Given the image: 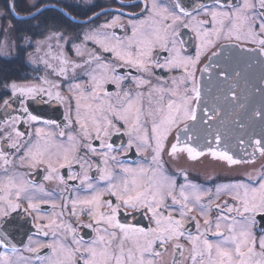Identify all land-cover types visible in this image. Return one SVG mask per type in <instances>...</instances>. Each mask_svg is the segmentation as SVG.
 <instances>
[{
    "label": "snow or ice",
    "instance_id": "obj_1",
    "mask_svg": "<svg viewBox=\"0 0 264 264\" xmlns=\"http://www.w3.org/2000/svg\"><path fill=\"white\" fill-rule=\"evenodd\" d=\"M32 7L36 9L32 15L40 12L37 4ZM122 7L139 11L116 10L117 15L75 37L53 24L43 40L35 42L29 59L44 65L53 79H39L49 87L14 81L5 85L11 96L0 105L4 110L0 121V264H162L169 250L170 264H264V163L211 189L189 182L187 173H183L185 183L178 184L163 161L165 152L173 157L186 153L192 159L210 154L228 165L254 164L257 157L264 160V135L253 139L244 132L246 141L225 129L222 121L213 129L222 110L218 102L239 101L235 82L241 72H228L220 63L199 67L212 49L209 61L223 58L227 51L231 53L227 59L243 55L264 67L260 59L264 57V0H134ZM8 11H15L14 0ZM106 11L93 12L88 23ZM124 17H128L126 23ZM182 30L189 31L187 40ZM10 31L11 25L0 28L6 36ZM30 39L24 37L26 43ZM10 47L6 39L0 52ZM44 48L45 56L36 57ZM210 67L220 69L218 80L224 78L211 107L207 99L211 89L205 90L197 77V72L208 73ZM61 77L63 83L56 79ZM230 81L232 86H228ZM65 84L67 96L61 93ZM251 87L264 100V70ZM50 102L67 106L63 127L30 111L31 103ZM198 110L203 128L196 131V139H203L202 146L194 144L189 134ZM254 115L264 121V103ZM238 128L244 130L245 124L239 123ZM114 136H127V141L116 144ZM169 137L174 142L166 147ZM233 139L240 155L232 151ZM94 140L99 141L98 147ZM149 148L152 155L147 166L141 161L135 166L126 164L120 158L133 149L143 155ZM40 166L47 173L44 180L63 186L57 189L60 205L51 198L52 192L24 180L17 171ZM93 168L99 174L95 180L90 175ZM100 182H106V187H99ZM80 189L90 195L79 196ZM69 190L77 195L64 199L63 193ZM37 192L49 199L36 202ZM21 199L27 203L26 215L36 212L34 221H48L35 223L36 232L24 234L26 242L17 239L13 215ZM49 203L61 211L40 215V205ZM66 212L77 219L86 214L90 221L86 227L94 235L90 239L80 235L64 219ZM137 215L143 217V225L136 222Z\"/></svg>",
    "mask_w": 264,
    "mask_h": 264
},
{
    "label": "flooded vegetation",
    "instance_id": "obj_2",
    "mask_svg": "<svg viewBox=\"0 0 264 264\" xmlns=\"http://www.w3.org/2000/svg\"><path fill=\"white\" fill-rule=\"evenodd\" d=\"M169 2H171V0H169ZM14 3V12L6 10L3 5V7H0V28L8 29V26L11 25V31L8 32L7 36L3 32H0V44H3L6 39L11 44L10 48H5L3 52H0V105L3 104L4 99L10 98L11 93L10 91L6 92L5 85L13 81L22 85H35L37 87L45 88L49 87V85L45 84L39 79V77H45L50 80L53 78L48 76V72L45 70L42 63H32L29 59V53L34 52L36 46L35 42L43 40L44 36L48 33V28L53 24H57L59 28L63 29L66 32V35L75 37L77 34L82 35L85 30L96 27L110 19L112 16L117 15L118 12L116 10L125 13L139 11L138 8L134 7H122V5H130L134 3V0H14ZM33 4H37V6L40 7V12L38 14L32 15L33 13H36V9L32 7ZM93 5H95V7H93ZM7 6L9 9V0ZM102 10L107 11L100 15L98 19L93 18L91 24H89L88 18L92 17L93 12H101ZM127 19L128 17H124L123 21L126 23ZM5 22L8 23L7 26L6 24H2ZM182 31L183 38L187 40L190 35L189 31ZM9 34H12V37ZM24 37H30L31 39L26 43ZM89 47H91V45H89ZM20 49H23L24 51L20 52ZM45 51H47L46 48L36 52L35 56L44 57ZM56 51L55 44L53 43V54H55ZM189 51L190 54L194 55V50L190 49ZM211 51H215V49H212ZM211 51L201 58V64L199 67H203L206 63L211 65L220 63L221 67L228 72H231L233 69L241 72V76L235 82V90L238 92L239 101L226 104L221 99L218 102L222 110L219 118L216 121H213V129L215 130V128L220 127V122L222 121L224 128L231 130L234 136H243V133L247 132L253 139L260 138L264 135V121H262L259 116H255L254 112L261 109L264 100H262L261 94L254 92L251 85L256 83V78L260 75L261 71L264 70V67L259 63L249 61L248 57L243 55L227 59L231 56V53L227 51L223 53V58H216L209 61L207 57L211 55ZM253 55H258V53ZM68 56L69 58H74L72 52H68ZM260 59L264 60V57H260ZM250 62L252 63V67L248 68L247 64ZM52 63L56 64L58 61H52ZM219 70L220 69L216 67H210L208 73L201 74L197 72V77L198 79H201L202 87H204L205 90L211 89V92H209L207 96L209 107L215 102L213 97L220 95L218 85L223 87L221 82L224 78L220 77L218 80L216 76ZM120 71H123V69ZM56 79L58 82L63 83L62 77ZM228 86H232L231 81ZM109 91H114V86H109ZM61 93L65 96L69 95L66 84L61 89ZM229 101H232L230 95ZM239 104H244V107L240 108ZM71 106L73 109L72 115L73 118H75V100L71 102ZM30 111H33L34 114L41 115L44 120H54L63 127L67 106L57 102L46 104L31 103ZM200 114L201 113L198 110L197 115L200 116ZM199 116L197 127H190L189 134L193 135L194 144H197L196 142L200 141L201 144L199 143V145L202 146L204 143L203 139H196V131L203 128V125L199 122ZM3 118L4 110L0 107V121H2ZM239 123L245 124L244 130L238 128ZM35 127H45V125L36 124ZM20 130H25L23 125L20 126ZM30 130L34 132V127ZM180 138L181 140L186 139L183 131L180 133ZM243 138L246 141L248 139L247 136H243ZM121 139L126 142L127 136H122L119 139L115 136L113 137L116 144H119ZM171 142H174V140L172 137H169V141L166 142V147L170 146ZM93 143L95 146H99V141L94 140ZM151 143L154 147V140L151 141ZM212 146L215 147V144L213 143ZM248 150L251 151L250 148ZM232 151L237 155L241 154V149L239 148L237 141L234 139L232 140ZM151 155V148H149L143 155L136 153L133 149V151L129 152L126 156L122 155L120 158L126 164L132 163L133 166H135L136 161H141L147 166L148 161L151 159ZM163 161L164 167L168 172L170 174H175L178 184L185 183L183 173H187L189 182L198 184L203 188L211 189H214L217 184L230 182V179L236 176L238 172L252 169L258 170L260 164L264 163V160L257 157L254 164L228 165L226 161H222L217 157H212L210 154L192 159L188 157L186 153L173 157L169 156L167 152H165L163 156ZM74 170L78 171V166H74ZM17 171L23 175L24 180L30 181L33 185H43L45 192H52L51 198L55 200L57 205L62 203L61 193L57 189L63 186L58 185L56 181L44 180V176L47 174L44 170V166H40L36 169L18 168ZM61 173L67 175V170L62 169ZM90 175H92L95 180L99 174L95 171V168H93ZM68 184L78 185L79 181H68ZM99 187H106V182H100ZM178 190L179 189L177 188V191ZM75 195H77V193L72 192L71 190L63 193L64 199L74 197ZM78 195L83 197L85 195H90V193L80 189ZM36 196L38 197L36 202H39V200L42 199H49L44 193L37 192ZM108 198L109 197L107 196L104 197V199ZM20 205L21 207L17 209V212L13 215L17 217V239H23L26 242L27 237L24 234H34L36 232L35 223H47L48 221H34L33 217L37 215L36 212H32L31 215H26L23 211V209L27 207V203L24 199H21ZM40 209V215L47 216H50L53 212L58 213L61 211L60 207L54 209L50 203L41 204ZM70 211L71 205L69 204L68 212ZM79 211V208H77L78 214ZM68 212H66L64 216L66 222L71 223L73 227H77L79 234L84 236L85 239H90L94 233L92 229L86 227L90 222L88 216L82 214L79 215V219H77L76 216H69ZM192 214L196 215L195 212ZM136 222L141 225L145 223L143 217L140 215H137ZM193 231H195L194 228ZM33 238L36 239L35 236H33ZM40 239L44 238L41 237ZM181 243H184V241H181ZM170 261L171 250L164 254L162 264H170Z\"/></svg>",
    "mask_w": 264,
    "mask_h": 264
},
{
    "label": "rangeland",
    "instance_id": "obj_3",
    "mask_svg": "<svg viewBox=\"0 0 264 264\" xmlns=\"http://www.w3.org/2000/svg\"><path fill=\"white\" fill-rule=\"evenodd\" d=\"M4 6V8L6 9V10H8V0H4V1H2V0H0V7H3ZM3 25H5L6 24V26L8 25V23L7 22H5V23H2ZM9 35H11V37H12V34H9Z\"/></svg>",
    "mask_w": 264,
    "mask_h": 264
},
{
    "label": "water",
    "instance_id": "obj_4",
    "mask_svg": "<svg viewBox=\"0 0 264 264\" xmlns=\"http://www.w3.org/2000/svg\"><path fill=\"white\" fill-rule=\"evenodd\" d=\"M10 4H12V0H9V5ZM19 18H21V17H19ZM198 114V113H197ZM199 116V115H198ZM198 121V120H197ZM197 121L196 122H193V123H191V124H195V126L197 127ZM190 127H191V125H190ZM236 136V135H235ZM196 143H200L201 144V142L200 141H197Z\"/></svg>",
    "mask_w": 264,
    "mask_h": 264
}]
</instances>
